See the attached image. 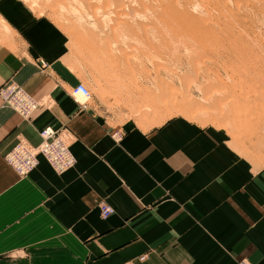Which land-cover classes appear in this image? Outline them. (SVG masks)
I'll return each instance as SVG.
<instances>
[{"label": "crops", "instance_id": "obj_1", "mask_svg": "<svg viewBox=\"0 0 264 264\" xmlns=\"http://www.w3.org/2000/svg\"><path fill=\"white\" fill-rule=\"evenodd\" d=\"M8 81L42 105L25 119L0 99V264H264V123L244 139L180 114L112 123L70 97L80 64L26 0H0ZM45 126L67 134L74 165L58 173L39 156L17 174L4 154Z\"/></svg>", "mask_w": 264, "mask_h": 264}, {"label": "rangeland", "instance_id": "obj_2", "mask_svg": "<svg viewBox=\"0 0 264 264\" xmlns=\"http://www.w3.org/2000/svg\"><path fill=\"white\" fill-rule=\"evenodd\" d=\"M26 1L63 32L91 92L86 103L102 105L112 123L147 128L180 114L241 139L252 129L260 136L264 0Z\"/></svg>", "mask_w": 264, "mask_h": 264}, {"label": "built area", "instance_id": "obj_3", "mask_svg": "<svg viewBox=\"0 0 264 264\" xmlns=\"http://www.w3.org/2000/svg\"><path fill=\"white\" fill-rule=\"evenodd\" d=\"M39 66L45 68L46 62L39 59ZM78 95L82 101L75 97ZM70 97L78 104H84L90 98L87 87L77 82L70 91ZM0 99L4 107L15 110L22 118H29L42 105L40 100L32 97L21 85L8 81L0 86ZM40 141L32 146L19 140L4 154L5 162L19 175L31 172L38 164L39 156H43L55 172H64L75 163L70 151L68 136L62 130L45 126L38 132ZM100 218H106L113 212V207L103 201L97 204ZM140 260L143 256L139 257ZM245 264V263H242Z\"/></svg>", "mask_w": 264, "mask_h": 264}, {"label": "bare ground", "instance_id": "obj_4", "mask_svg": "<svg viewBox=\"0 0 264 264\" xmlns=\"http://www.w3.org/2000/svg\"><path fill=\"white\" fill-rule=\"evenodd\" d=\"M67 1V0H66ZM72 1V0H71ZM74 2V1H73ZM62 6V5H61ZM63 7V6H62ZM62 7H60V8H62ZM68 8V7H67ZM96 8V7H95ZM63 10H64V8H63ZM97 10H99V9H97ZM96 10V11H97ZM69 11H71V13L73 14H77L79 11L77 10V9H75L74 7H72L70 4H69ZM81 11V10H80ZM100 11V10H99ZM65 13H66V11H65ZM98 13V12H97ZM100 13V12H99ZM66 14H68V13H66ZM85 16H87V15H85ZM89 16V15H88ZM107 16V15H106ZM89 18H90V16H89ZM104 18V17H103ZM106 19H104V20H107V17H105ZM78 19V18H77ZM79 19L82 21V16H80L79 17ZM78 19V20H79ZM79 20V21H80ZM108 20H110V19H108ZM83 22V21H82ZM92 24H90V26H91ZM106 25V24H105ZM93 27H95L94 26V24L92 25ZM104 27V26H103ZM183 68V67H182ZM185 70V69H184ZM183 71V70H182ZM180 73H182L181 71H180ZM184 73H186V72H184ZM183 74V73H182ZM206 80V79H205ZM153 83V82H152ZM156 84V83H155ZM158 84V83H157ZM85 85V84H84ZM86 87H87V89H88V86L87 85H85ZM88 91H89V95L91 96V92H90V90L88 89ZM75 97H76V99L78 100V101H82V98L81 97H79L78 95H75Z\"/></svg>", "mask_w": 264, "mask_h": 264}]
</instances>
